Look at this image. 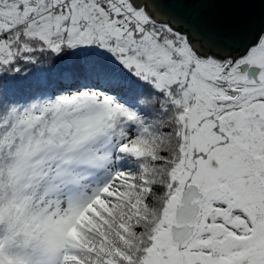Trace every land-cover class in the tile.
<instances>
[{"label": "snow or ice", "instance_id": "1", "mask_svg": "<svg viewBox=\"0 0 264 264\" xmlns=\"http://www.w3.org/2000/svg\"><path fill=\"white\" fill-rule=\"evenodd\" d=\"M176 2L0 0V264H264V0Z\"/></svg>", "mask_w": 264, "mask_h": 264}, {"label": "water", "instance_id": "2", "mask_svg": "<svg viewBox=\"0 0 264 264\" xmlns=\"http://www.w3.org/2000/svg\"><path fill=\"white\" fill-rule=\"evenodd\" d=\"M157 4L160 6L159 8H156ZM151 6L155 8L158 17L166 20H168V17L165 15V13L170 12L172 14H178L179 12L176 0H152ZM169 22H171V20H169ZM257 31L258 25L252 29L250 32V37H254L257 34Z\"/></svg>", "mask_w": 264, "mask_h": 264}]
</instances>
